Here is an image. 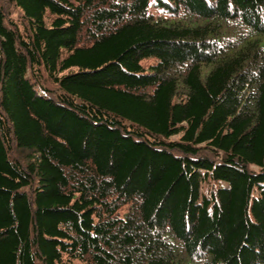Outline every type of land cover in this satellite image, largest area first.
I'll use <instances>...</instances> for the list:
<instances>
[{"label":"trees","instance_id":"trees-1","mask_svg":"<svg viewBox=\"0 0 264 264\" xmlns=\"http://www.w3.org/2000/svg\"><path fill=\"white\" fill-rule=\"evenodd\" d=\"M0 264H264V0H0Z\"/></svg>","mask_w":264,"mask_h":264},{"label":"rangeland","instance_id":"rangeland-1","mask_svg":"<svg viewBox=\"0 0 264 264\" xmlns=\"http://www.w3.org/2000/svg\"><path fill=\"white\" fill-rule=\"evenodd\" d=\"M149 61H150V60H143V63H144L145 65H147Z\"/></svg>","mask_w":264,"mask_h":264}]
</instances>
